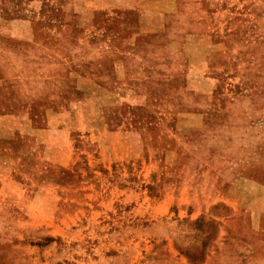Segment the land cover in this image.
I'll list each match as a JSON object with an SVG mask.
<instances>
[{"label": "rangeland", "instance_id": "374dc122", "mask_svg": "<svg viewBox=\"0 0 264 264\" xmlns=\"http://www.w3.org/2000/svg\"><path fill=\"white\" fill-rule=\"evenodd\" d=\"M0 264H264V0H0Z\"/></svg>", "mask_w": 264, "mask_h": 264}]
</instances>
